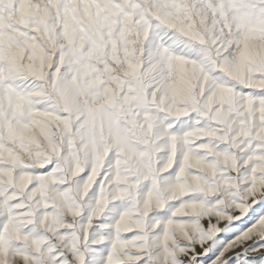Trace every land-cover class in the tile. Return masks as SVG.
Returning a JSON list of instances; mask_svg holds the SVG:
<instances>
[{
    "label": "rangeland",
    "instance_id": "374dc122",
    "mask_svg": "<svg viewBox=\"0 0 264 264\" xmlns=\"http://www.w3.org/2000/svg\"><path fill=\"white\" fill-rule=\"evenodd\" d=\"M0 264H264V0H0Z\"/></svg>",
    "mask_w": 264,
    "mask_h": 264
}]
</instances>
